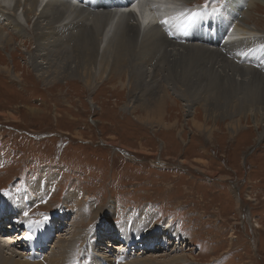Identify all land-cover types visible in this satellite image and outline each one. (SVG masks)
<instances>
[{"label": "rangeland", "instance_id": "rangeland-1", "mask_svg": "<svg viewBox=\"0 0 264 264\" xmlns=\"http://www.w3.org/2000/svg\"><path fill=\"white\" fill-rule=\"evenodd\" d=\"M226 1L179 3L224 7L236 26L254 28L264 35V5L260 0H230L232 6ZM8 6L6 12H10ZM2 20L1 30L10 33L7 19ZM34 21L27 25V38L15 34L12 47H0V66L7 70L0 72V206H13L10 211L18 218L26 206L16 204L14 198L4 201L13 190L26 197L33 193L32 201L37 203L34 208L43 209V213L33 210V221L42 223V216L51 211L49 221L54 216L70 221L58 229V223L50 221L45 256L59 240V231L66 234L81 228L76 226L78 220L87 219L83 227L87 236L84 243L77 244L76 251L83 246L92 253L90 244L96 245V235L100 240L111 234L120 237L125 234L127 220L131 217V230L136 228L133 224L139 217L144 218L141 229L154 222L157 228L153 230L158 233L146 236V230L139 232L140 237L134 240L138 244L130 250L131 257L122 256L121 264L150 257L152 254L142 255L139 250L151 249V243L154 250L158 244L161 246L162 250L156 249L155 255L187 257L176 264H264V123L259 129L250 123V129L233 134L229 129L231 119L224 110L215 116L214 110L206 118L200 105L196 104V109L187 114L184 101L179 99L174 104L167 99L162 103V128L149 122L152 117L147 118L144 106L134 113L127 110L134 88L116 81L97 80L87 87L81 79L71 77L48 85L28 64L29 53L37 46L36 32L31 26ZM253 43L246 44L244 53L239 51L242 60L246 57L252 61L255 52L264 49V42ZM73 46L72 42L69 48ZM185 91L186 99L196 101ZM146 104L155 107L150 99ZM195 113L210 136L204 128L200 131L193 125L191 117ZM51 183L55 184L52 192L44 202L39 200L47 193L41 197L36 194H43ZM65 202H69V209ZM79 203L83 206L79 207ZM96 213L102 218L93 221L92 215ZM148 215L152 217L149 221ZM75 218L77 221L72 224ZM159 238H163L161 243ZM99 245L102 247L94 248L97 254L90 255L89 263L107 261L98 249L116 251L113 245ZM84 254L78 256L79 260L88 259ZM2 261L0 254V264Z\"/></svg>", "mask_w": 264, "mask_h": 264}, {"label": "bare ground", "instance_id": "bare-ground-1", "mask_svg": "<svg viewBox=\"0 0 264 264\" xmlns=\"http://www.w3.org/2000/svg\"><path fill=\"white\" fill-rule=\"evenodd\" d=\"M260 1L264 5V0ZM179 2L180 0H0V7L4 9L0 10V19H7L6 25L11 29L6 34L1 30L4 29L3 26L0 27V47H12L15 34L21 39L27 38V25L35 20L31 26L38 37L35 38L37 46L34 52L29 53L28 64L36 71L39 79L48 85L54 86L71 77L81 79L87 87L93 86L97 80L100 83L116 81L121 86L134 88V92L129 95L127 110L134 113L140 106H144L147 118L152 117L149 122L162 128L165 112L162 103L170 99L176 104L175 101L180 99L185 102L183 110L187 114L196 109V104L201 106L206 118L211 117L214 110V116L224 110L225 116L231 119L229 129L233 134L239 133L240 129H250V123L259 129L264 123V49L255 52L252 61L246 57L242 60L241 53H244L246 44L264 42V35L254 28H245L241 24L236 26L230 21L229 14L225 12L228 10L223 6L220 8L211 3L207 7L184 10ZM228 3L232 6L230 0L226 1L227 5ZM7 5L10 12L5 11ZM182 12H198L199 15L191 22H186L180 15ZM162 20H168V23L163 24ZM72 42L74 46L70 49ZM206 46H214V49ZM1 71L7 72L0 66ZM209 76L211 78L207 79ZM185 90L196 101L186 99L189 95ZM171 91L177 94L173 95ZM147 99L154 101L155 107H149ZM198 117L196 113L191 117L193 125L200 131L203 128L206 130L197 120ZM249 117L253 119L252 122L248 120ZM168 129L172 127L169 126ZM206 131L210 136L211 132ZM54 185L51 183L43 194L35 193L37 197L47 193L44 199L39 200L44 202ZM47 190L49 191L46 192ZM32 195L33 193L26 197L23 192L13 190L4 201L14 198L16 204L26 206L25 212L18 218L10 211L13 206L5 208L1 203L0 222L5 225H0V237L3 238L0 239L2 264H121L122 256L131 257L130 250L138 244L134 240L141 235L139 232L146 230V236L158 233L153 230L157 228L154 222L141 229L139 225L144 218L139 217L133 224L136 228L129 230L132 227V224L128 225L130 217L124 227L125 234L120 237L106 235L102 240L96 235L93 240L97 241L96 245L90 244L92 253L91 250L87 252L83 246L76 251L77 244L84 243L87 236L83 230L87 219L78 222L75 218L71 220L72 224L77 221L76 226L81 225V228L72 232L68 230L66 234L59 231V240L45 256L46 241L50 239V232L47 231L50 221L58 223L56 229L67 226L70 221L63 218L59 220V216H54L49 221L52 211L42 216V223L33 221V210L37 211L39 208H34L37 203H33ZM68 200L72 201V198L69 197ZM68 203L65 202L67 209L70 207ZM78 205L81 207L82 204ZM38 213H43V209L40 208ZM97 213L92 215L93 221L102 218ZM151 216L148 215L146 220H151ZM11 226L13 231H10ZM134 233H137L136 236ZM117 239L122 241L121 244L119 241L116 243ZM157 241L161 243L163 238ZM99 243L110 248L113 245L116 251L102 248L105 251L102 252L98 249L107 261L98 259L90 260L89 263L90 255L97 254L94 248L102 247ZM150 246L152 248L147 251L144 248L139 250L143 251L142 255L152 254L150 257L131 259L130 264H176L187 260L184 256L168 258L165 255H155L153 253L162 250L161 246L157 245V251L154 250L153 243ZM84 252L88 259L79 260ZM18 256L21 258L18 259ZM38 259L40 260L37 261Z\"/></svg>", "mask_w": 264, "mask_h": 264}, {"label": "snow or ice", "instance_id": "snow-or-ice-1", "mask_svg": "<svg viewBox=\"0 0 264 264\" xmlns=\"http://www.w3.org/2000/svg\"><path fill=\"white\" fill-rule=\"evenodd\" d=\"M180 15L184 17L186 22H191L199 15V13L198 12H187V13L182 12ZM161 23L167 24L168 20H162Z\"/></svg>", "mask_w": 264, "mask_h": 264}]
</instances>
